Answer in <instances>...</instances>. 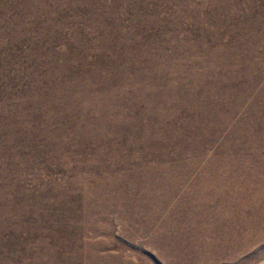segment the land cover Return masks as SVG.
Returning <instances> with one entry per match:
<instances>
[{"label": "rangeland", "instance_id": "rangeland-1", "mask_svg": "<svg viewBox=\"0 0 264 264\" xmlns=\"http://www.w3.org/2000/svg\"><path fill=\"white\" fill-rule=\"evenodd\" d=\"M0 264H264V0H0Z\"/></svg>", "mask_w": 264, "mask_h": 264}]
</instances>
